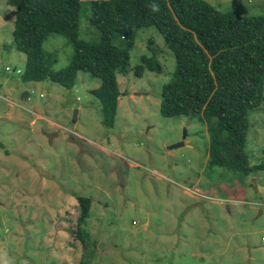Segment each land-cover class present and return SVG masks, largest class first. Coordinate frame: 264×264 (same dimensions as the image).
Here are the masks:
<instances>
[{"label": "rangeland", "instance_id": "374dc122", "mask_svg": "<svg viewBox=\"0 0 264 264\" xmlns=\"http://www.w3.org/2000/svg\"><path fill=\"white\" fill-rule=\"evenodd\" d=\"M207 1L264 15V0ZM91 14L83 1L78 33L95 42ZM15 18L16 8L0 0V264H79L81 257L87 264H264V169L210 168L199 117L187 124L162 114V87L176 60L156 27L136 33L130 71L117 73L115 120L106 124L92 93L99 78L80 72L72 88L23 81ZM44 48L57 58L54 69L70 64L74 48L65 36L50 34ZM154 53L163 71L137 75L142 56ZM249 119L246 150L257 165L264 163V102ZM78 196L93 200L87 227L96 244L88 249L74 238Z\"/></svg>", "mask_w": 264, "mask_h": 264}, {"label": "trees", "instance_id": "16d2710c", "mask_svg": "<svg viewBox=\"0 0 264 264\" xmlns=\"http://www.w3.org/2000/svg\"><path fill=\"white\" fill-rule=\"evenodd\" d=\"M83 1L89 3L90 22L100 31L99 41L79 37ZM7 3L16 8L14 40L18 50L26 54L23 81L51 79L72 88L80 72L99 78L101 85L92 93L103 103L106 124L115 120L121 95L117 73L130 71L136 33L156 27L176 60L171 80L162 87V114L187 117L192 111V119L199 117L208 131L210 168L225 167L245 175L264 169V163L250 164L246 150L249 113L264 102V15L222 11L207 0ZM52 33L65 36L74 48L70 64L60 70L53 68L57 62L54 53L44 48ZM141 59L137 75L145 69L163 71L155 53ZM77 199L80 214L74 238L88 249L96 244L87 227L93 200L87 196ZM80 260L79 264L88 263L82 257Z\"/></svg>", "mask_w": 264, "mask_h": 264}, {"label": "water", "instance_id": "95a60500", "mask_svg": "<svg viewBox=\"0 0 264 264\" xmlns=\"http://www.w3.org/2000/svg\"><path fill=\"white\" fill-rule=\"evenodd\" d=\"M27 94H28V92H24L23 95L26 96ZM187 119H188L187 124H191V122H192V111H190L189 115L187 116ZM186 135H187V132L185 131V136H186ZM183 144H184V142H178V143H175V144L169 146V149L177 148V147H179V146H181V145H183Z\"/></svg>", "mask_w": 264, "mask_h": 264}]
</instances>
